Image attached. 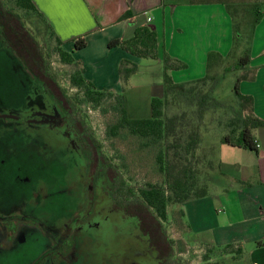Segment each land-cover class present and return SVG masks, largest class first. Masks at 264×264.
<instances>
[{
    "label": "flooded vegetation",
    "instance_id": "flooded-vegetation-1",
    "mask_svg": "<svg viewBox=\"0 0 264 264\" xmlns=\"http://www.w3.org/2000/svg\"><path fill=\"white\" fill-rule=\"evenodd\" d=\"M6 26L30 33L0 13V264H180L44 48Z\"/></svg>",
    "mask_w": 264,
    "mask_h": 264
},
{
    "label": "crops",
    "instance_id": "crops-1",
    "mask_svg": "<svg viewBox=\"0 0 264 264\" xmlns=\"http://www.w3.org/2000/svg\"><path fill=\"white\" fill-rule=\"evenodd\" d=\"M32 2L66 51L72 52L74 42L85 38L86 47L75 52L74 57L84 68L86 78L95 86L110 82L119 86L122 62L130 61L136 65L139 59H134L121 48L110 49L108 44L131 39L139 27L148 26L157 32L160 54L166 51L175 60L188 65L185 71L171 73L176 83L203 78L208 54L216 52L225 57L232 49V20L226 7L216 1L199 5L191 4L190 0ZM256 3L261 5L263 18L253 36L251 62L245 71L236 73H239L237 77H246L240 84V92L253 97L254 113L264 121V0H256ZM127 12L132 17L122 20ZM169 20L178 30L173 35V42L179 40L183 47H187L191 58L173 54L174 43L168 49ZM186 36L188 40H185ZM158 61L162 62V58ZM255 136L258 151L244 150L247 154L241 156L244 158L241 163L234 164L233 174L220 165L222 176L231 178L228 180L230 184L214 194L209 190L205 198L192 199L177 206L185 215L188 237L194 244L207 248L233 245L241 250L250 264H264V127L259 128Z\"/></svg>",
    "mask_w": 264,
    "mask_h": 264
},
{
    "label": "trees",
    "instance_id": "trees-1",
    "mask_svg": "<svg viewBox=\"0 0 264 264\" xmlns=\"http://www.w3.org/2000/svg\"><path fill=\"white\" fill-rule=\"evenodd\" d=\"M215 1L226 7L232 20L233 44L225 57L216 52L208 54L206 74L203 78L185 84L174 82L170 72L186 69L187 65L177 62L166 51L160 54L157 32L148 26L139 27L129 40H115L108 44L110 49L121 48L137 59L162 58L164 95L162 98L152 99V115L149 119L134 120L128 116L123 92L118 94L99 90L86 78L84 68L74 57L75 52L86 47L85 38L76 40L72 52H68L32 0H0V13H17L18 9L45 24L49 36L56 41L60 61L65 65L78 67L71 75L70 82L82 93L81 98H74L79 107L82 104H90L94 108H99L105 100H114L115 105L112 109L118 118L107 129L109 137H117L120 132L127 131L130 135L144 140V147L158 148L156 162L165 177L163 184H147L133 189L139 191V197L144 204L163 222L167 221V210L170 205H181L192 199L205 198L209 194L208 185L201 183L200 180L207 169H216L210 160L215 148L205 149L202 146L208 128L207 122L223 128L225 134L220 137L221 145L253 152L258 151L255 133L264 127V121L254 113L253 97L240 92L239 87L246 79L245 76L236 78L231 95L220 98L222 82L226 75L245 71L250 65L253 36L263 18L261 5L257 4L256 0H190L193 5ZM131 17L127 12L122 20ZM18 27L19 30L27 29L25 21L19 14ZM6 28L9 30L8 34L16 40L15 35L11 34V27ZM28 36H31L30 33L26 36L18 34V41L16 40L18 45L27 40ZM33 42L38 45L34 38ZM136 70L134 63L122 62L119 73L124 85ZM217 168L220 175H223L220 166ZM181 215L182 218L185 217L183 212ZM163 235L165 237V230ZM230 248L235 247L229 245L211 248L204 255L203 264H227L224 260L214 262L212 257L216 256L215 251L231 255L232 252L227 253ZM235 249H237L235 253L244 259L241 250ZM179 263L182 264V259H179Z\"/></svg>",
    "mask_w": 264,
    "mask_h": 264
},
{
    "label": "rangeland",
    "instance_id": "rangeland-1",
    "mask_svg": "<svg viewBox=\"0 0 264 264\" xmlns=\"http://www.w3.org/2000/svg\"><path fill=\"white\" fill-rule=\"evenodd\" d=\"M16 12L21 15L25 21L26 30L33 35L38 45L44 48L51 63V67L53 71L58 74L59 82L65 91L71 97L81 98V91L74 88L70 82L71 75L78 70V67L74 65H65L60 61L57 54L56 41L49 36L45 24L38 19L30 17V15H27L21 10L17 9ZM175 32L178 33V30H175L173 21L169 20V25L167 26L168 49L170 50L172 43H174L172 48L173 54L186 59L191 58L192 54H188L186 50L187 47H183L179 40L173 42V35ZM188 39L189 38L186 36L185 40ZM183 52L186 54H183ZM176 61L185 63L180 60ZM136 67V72L130 77L126 85L123 84L121 78L122 83L120 81L119 86L118 83L110 82L108 85H97L96 88L118 94L123 92L129 118L134 120H145L149 119L152 115V99L164 93V64L163 61L139 59L136 62ZM187 69L188 65L186 69L176 70L175 72L185 71ZM172 72H170V76ZM238 74L239 73H229L226 75V78L222 82L220 98H223L222 96L226 97L231 95ZM191 81L192 80H187L182 83L185 84ZM218 93L219 92H217V94ZM114 105V100H105L99 108H94L90 104L81 105L84 115L87 117L98 140L102 143L104 152L113 159L116 170L123 176V179L126 180L129 186L138 188L147 184H163L165 177L159 170L156 162L158 153L157 147H144V140L130 135L127 131L120 132L117 137H109L107 135L108 127L113 125L118 118L112 109ZM104 110L107 111L104 112ZM207 124L206 127L208 128L207 132L204 134L202 146L205 149L215 148V152L213 151L214 154L211 156L210 160L213 161L216 169H207L200 180L201 183L207 184L210 193L214 194L219 192L222 187L230 184L228 180L231 179L229 176V178H225L220 175L217 166L222 164L223 170L233 174L235 171L234 164L236 162L241 163L244 159L241 156H245L244 154L247 153L243 149L221 145L219 143L220 137L225 134L223 128L220 129L217 125L209 124L208 122ZM181 212L182 211L177 205H170L168 207V217L167 221L164 223L166 235L173 240L175 253L179 259H182V264H203V257L211 248L204 247L202 244H194L189 239L188 230L186 228L187 220L185 217L182 218ZM236 250L235 248L228 249L227 253L232 252L233 254L231 255H224V253L215 251L216 256L212 257L213 261L224 260L227 264H250V262L247 261L248 259L240 258L235 253Z\"/></svg>",
    "mask_w": 264,
    "mask_h": 264
},
{
    "label": "built area",
    "instance_id": "built-area-1",
    "mask_svg": "<svg viewBox=\"0 0 264 264\" xmlns=\"http://www.w3.org/2000/svg\"><path fill=\"white\" fill-rule=\"evenodd\" d=\"M148 21L150 22V21H151V19H148ZM257 147H258V144H257Z\"/></svg>",
    "mask_w": 264,
    "mask_h": 264
}]
</instances>
